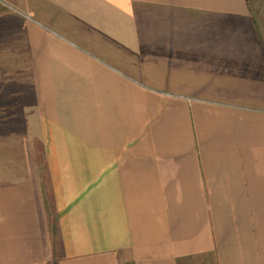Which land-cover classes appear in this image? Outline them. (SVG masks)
I'll return each mask as SVG.
<instances>
[{"label":"crops","instance_id":"obj_1","mask_svg":"<svg viewBox=\"0 0 264 264\" xmlns=\"http://www.w3.org/2000/svg\"><path fill=\"white\" fill-rule=\"evenodd\" d=\"M0 264H264V0H0Z\"/></svg>","mask_w":264,"mask_h":264}]
</instances>
